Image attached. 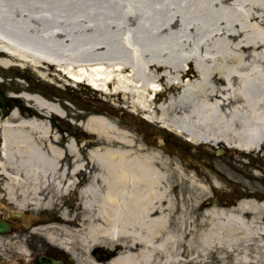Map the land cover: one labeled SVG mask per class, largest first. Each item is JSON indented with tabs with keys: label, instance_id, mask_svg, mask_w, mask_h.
<instances>
[{
	"label": "bare ground",
	"instance_id": "1",
	"mask_svg": "<svg viewBox=\"0 0 264 264\" xmlns=\"http://www.w3.org/2000/svg\"><path fill=\"white\" fill-rule=\"evenodd\" d=\"M79 6L87 13L83 21H76ZM57 9H69L70 15ZM38 39L54 41L48 54L32 45ZM11 65L30 66L52 82L56 76L104 90L130 117L141 114L190 142L264 149V0H0V68ZM22 95L39 111L67 114L41 94ZM25 110L11 108L5 118L0 114L4 189L10 188L9 178L27 173L33 181L65 190L77 171L85 172L79 152L86 150L90 166L83 205L92 211L82 213L77 225L115 231L125 223L163 226L169 219L172 202L178 201L175 190L182 191L172 179L169 157L136 140L103 110L84 114L82 129L94 134V141L84 143L59 138L45 117ZM67 156L72 165L62 167ZM184 174L189 189L218 185L216 177L206 183ZM181 201L179 233L158 243L166 256L176 246L187 255L173 254L177 261L199 264L206 250L192 248L196 235L205 249L224 245L231 264H264V222L258 218L264 203H240L239 210H253L247 217L200 203L202 227L193 228L184 196ZM231 221L235 228H227ZM189 232L194 235L188 238ZM255 240L254 253L246 244L236 245ZM146 245L142 252L148 253L153 244Z\"/></svg>",
	"mask_w": 264,
	"mask_h": 264
},
{
	"label": "flooded vegetation",
	"instance_id": "2",
	"mask_svg": "<svg viewBox=\"0 0 264 264\" xmlns=\"http://www.w3.org/2000/svg\"><path fill=\"white\" fill-rule=\"evenodd\" d=\"M79 154L80 166L86 167V172L90 166L88 156L86 152ZM255 159H259L257 154ZM71 161L68 158L61 166H70ZM260 163L263 164L254 166L263 170ZM85 172L77 171L74 184L65 190L33 181L34 175L27 173L9 178V207L0 206V217L9 222L8 230L0 233V264H182L173 257L179 254L180 259V249L176 246L174 250L167 249L166 256L158 244L171 233H179L176 201L172 202L169 219L163 226L130 222L115 231L97 232L88 230V226L75 225L78 221L73 219L86 212L82 205L86 194L81 193L86 184ZM249 187L251 193L217 197L210 203L216 201L226 208L239 199L264 202V177L251 178ZM171 194L174 195L173 190ZM147 241L153 246L145 253L142 250L148 248Z\"/></svg>",
	"mask_w": 264,
	"mask_h": 264
},
{
	"label": "rangeland",
	"instance_id": "3",
	"mask_svg": "<svg viewBox=\"0 0 264 264\" xmlns=\"http://www.w3.org/2000/svg\"><path fill=\"white\" fill-rule=\"evenodd\" d=\"M54 11L61 12L65 17L70 15L69 9L63 11L57 9ZM77 11L80 14L76 21H83V19L87 18V13L83 6H79L75 12ZM52 44L55 43L51 39H38L32 42V45L37 49L39 48L40 51L38 52L43 56L48 54L49 50L53 47ZM52 76L54 75L52 74ZM54 78L53 82L49 79H43L40 75L36 74L30 66L24 68L19 65H11L7 69L0 68V114L2 118L9 116V110L11 108L18 107V110H25L27 108L33 111L30 113L31 115H42L46 120L52 121L49 125L53 129L50 131L51 133L55 131L58 135L62 134L67 136L70 130H76L78 135H83L82 124L86 120V115L94 110H103L104 113L111 115L112 118L120 120L124 128H128L136 140H142V142L145 143L149 141L156 144L159 139L165 140V146L170 153L171 168L173 169L172 179L174 180L175 186L182 188L181 192L174 189L176 200L181 201V198L184 196V200L187 201V206H184V208L189 211L187 216L192 218V225L189 226H193V228L202 227V221H200V219L205 215L201 214L198 216V204H200L201 201L214 196H219L221 198L227 195H234L236 192L240 191V188L246 191L245 189L250 188L248 185L251 178H256V176H253L251 173L253 167L249 164V151L243 152L237 149H231L220 143L209 145L204 142H202V144L190 142L185 139V136H179L170 128L160 127L159 124L156 125L155 123L144 121L141 115L130 117L126 107H122V109L116 107V100L111 99L105 94L99 93V91L89 87L85 83L76 84L56 76H54ZM20 89L41 94L46 99L54 101L58 105H62L67 114L62 117L55 113L47 114L42 110L39 111L32 100H26L24 97L20 96L16 98L10 95V92H16ZM102 98L105 99L103 100ZM84 114L86 115L84 116ZM53 116H58L59 119L55 120L51 118ZM69 119L72 121H69ZM82 140L87 141L86 139ZM84 141H82V143H84ZM193 148H196L198 151L195 152ZM216 148H221L222 152L217 154ZM253 155H255V153H253ZM260 165L264 167L262 163H260ZM175 166H178L179 170L175 169ZM184 171H188L189 174H194L191 179H196L197 182L205 180L206 183H210V181L216 177L218 179V185L209 186L204 188V190L193 188L195 189L194 191L193 189H189L190 183L188 179H186ZM236 185H238L237 189H235ZM1 191H3L2 187H0V192ZM1 206L4 209V207H6V202L3 201ZM259 209L261 208H258L257 211ZM175 210L177 211V216L180 217L182 211L178 203L175 205ZM258 218L260 223H262V221L264 222V216L261 215V217ZM85 219L88 218L85 217ZM209 222L204 226H208ZM231 222L233 223V221ZM235 227L236 225L234 223L233 226H227V228ZM239 234L241 233H237V236ZM192 235L194 234L190 232L187 233L188 238ZM226 238L225 235L221 236V239L225 242H227ZM244 244H246V247H248L252 253L257 251L256 240L252 242L248 241L247 243L242 242L236 245L239 246ZM192 248L196 251L200 249L206 250V254L200 256L201 261L199 264L232 263L231 255H226L224 245H215L213 247H206L205 249L203 243L200 242L198 236L195 235L192 238ZM222 255H226L225 258H221ZM262 258H264V256Z\"/></svg>",
	"mask_w": 264,
	"mask_h": 264
},
{
	"label": "water",
	"instance_id": "4",
	"mask_svg": "<svg viewBox=\"0 0 264 264\" xmlns=\"http://www.w3.org/2000/svg\"><path fill=\"white\" fill-rule=\"evenodd\" d=\"M6 227V222L3 220H0V231L2 232L3 230H5Z\"/></svg>",
	"mask_w": 264,
	"mask_h": 264
}]
</instances>
